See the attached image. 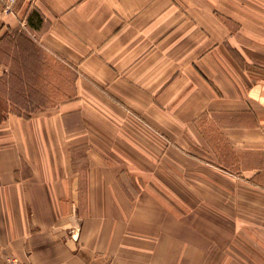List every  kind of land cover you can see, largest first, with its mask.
I'll use <instances>...</instances> for the list:
<instances>
[{"label":"crops","instance_id":"0c3cea01","mask_svg":"<svg viewBox=\"0 0 264 264\" xmlns=\"http://www.w3.org/2000/svg\"><path fill=\"white\" fill-rule=\"evenodd\" d=\"M12 9L0 4V262L264 264V0ZM132 109L237 165L240 237L182 217L180 157L150 172L110 120Z\"/></svg>","mask_w":264,"mask_h":264},{"label":"rangeland","instance_id":"374dc122","mask_svg":"<svg viewBox=\"0 0 264 264\" xmlns=\"http://www.w3.org/2000/svg\"><path fill=\"white\" fill-rule=\"evenodd\" d=\"M68 75L72 76L71 70ZM134 111L132 109V114L119 111L120 120L118 118L116 122L112 117L110 120L115 122L124 136L133 143L134 153L142 156L145 163L148 159L150 172L159 174L164 162H166L165 171H171L172 164H167L168 159L180 157V167L176 165L174 167L182 176V184L190 187L192 192V194L187 193L188 188L184 191L185 194L182 192L180 210L182 217L188 220L197 216L189 217L190 214L200 213L205 218L226 225L233 234L240 237V214L249 219L252 214L240 213V171L237 165L227 164L226 169L215 164L214 162L220 161V151L218 155L215 149L179 146L178 141L167 132L160 130L145 117L134 114ZM233 158L234 156L232 160ZM162 180L169 182L168 185L171 187V180ZM169 193L170 189L167 196Z\"/></svg>","mask_w":264,"mask_h":264},{"label":"built area","instance_id":"2783aa9c","mask_svg":"<svg viewBox=\"0 0 264 264\" xmlns=\"http://www.w3.org/2000/svg\"><path fill=\"white\" fill-rule=\"evenodd\" d=\"M17 1L18 0H0V4L4 6L6 12H13L12 6ZM0 264H35V263L24 261L15 256H10L7 257L4 261H1Z\"/></svg>","mask_w":264,"mask_h":264}]
</instances>
